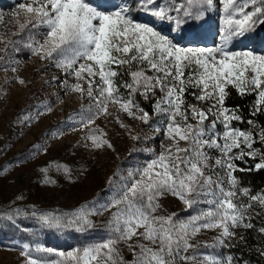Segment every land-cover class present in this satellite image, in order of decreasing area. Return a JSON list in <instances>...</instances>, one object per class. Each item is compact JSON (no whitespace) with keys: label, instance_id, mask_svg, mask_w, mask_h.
Segmentation results:
<instances>
[{"label":"rangeland","instance_id":"rangeland-1","mask_svg":"<svg viewBox=\"0 0 264 264\" xmlns=\"http://www.w3.org/2000/svg\"><path fill=\"white\" fill-rule=\"evenodd\" d=\"M26 2L31 3L32 0H0V264H28L29 260H35L36 264H77V259L69 253L82 256L84 248L119 235L112 232L109 226L118 210L110 205L123 194L126 185L130 186L134 180L140 179V170L173 143L166 138L168 114L156 108L157 101L164 99V93L157 87L154 94L149 91L145 98L140 92L130 94L122 86L125 82L131 83V71L141 67L147 69L146 62L114 65L113 70L118 73L113 78L118 88L116 95L125 100L131 99L139 107L131 108L133 115L129 116L119 103L105 100L107 112L85 126L88 118L97 114L96 99H104L97 90L101 82L98 77L94 78L93 97H89L86 80L92 78L85 74L84 80H78L69 74L70 70L57 67L55 53L53 58L44 59L41 58L43 52L33 53V49L44 43L49 29L45 24H36L34 16L19 8L21 3ZM85 2L106 14L127 7L128 18L135 23L152 26L177 47L212 49L224 45L230 52L251 51L256 56H264V23H258L242 36L231 37L227 36L228 25L225 23L229 16L240 19L241 8L244 12L264 9V0H233L228 12L225 11V0H192L191 3L188 0H153L147 4L150 10L166 9L168 15L174 18L171 21L160 20L151 11L144 10L141 0ZM185 12L189 15L186 16ZM175 19L184 23L177 27ZM257 19L264 20V16ZM22 24L25 25L23 28ZM214 25L217 32L205 39L203 44L197 38L201 27L210 31ZM79 63L91 62L81 60ZM189 72L190 69H185V77ZM146 74L151 76L153 72L147 71ZM20 80L24 83H19ZM77 83L85 90L83 94L72 90ZM225 87L227 93L229 89L237 91L231 84ZM193 92L200 94L198 88L192 87L184 93L185 107L195 104L199 109L207 110L214 103L212 100H196ZM251 93L255 95L253 112H264V105L257 103L256 91ZM143 106L150 109L147 123L134 118L146 112ZM160 107L166 108L167 104L163 103ZM177 120L181 122L179 118ZM190 122L196 123L194 120ZM230 124L233 128L252 131L253 148L264 152V143L259 139L262 127L256 122L250 125L241 118L240 121L231 120ZM203 128L206 133L203 140L217 138L224 132L223 123L211 113ZM90 136L107 144L97 148ZM217 142L222 144L223 140L218 139ZM189 146L188 142L179 141V147ZM241 148L245 153L250 151L244 145ZM202 150L211 157L204 169L205 175L214 182L222 183L226 189L230 188L227 169L215 164L221 153L210 147H203ZM239 151L234 149L231 155ZM233 162L238 169L233 172L238 181L233 189L237 193L234 202L252 204L247 212L250 219H246L245 223L250 222L253 226L232 229L235 237L226 239V246L215 247L208 246L216 244L221 229H201L195 235L189 231L188 242L192 247L186 252L181 251L175 264H209L205 256L214 257L219 264H225L229 256L232 257V264H247L243 251L264 248V232H261L264 228V207L249 199V196L264 194V187L255 193L243 181L250 170L264 169L256 168L261 156L245 155ZM211 187L215 188V184ZM241 189H248L249 196L243 195ZM155 202L159 207L154 216H172L176 224L174 231L181 223L214 207L207 203H195L189 208L170 193H165ZM123 207V204L119 205V208ZM81 213L92 225L83 231L75 225L49 227L40 219L41 216L56 214L66 221ZM143 231L139 228L137 235L130 240H119L115 244L118 258L124 264H135L140 244L157 250L158 244H152L140 235ZM193 255L196 258L191 261L186 262L182 258Z\"/></svg>","mask_w":264,"mask_h":264},{"label":"snow or ice","instance_id":"snow-or-ice-1","mask_svg":"<svg viewBox=\"0 0 264 264\" xmlns=\"http://www.w3.org/2000/svg\"><path fill=\"white\" fill-rule=\"evenodd\" d=\"M151 2L153 0H141V6L160 20L174 19L164 8L148 9L147 4ZM188 2L191 3L192 0ZM232 3L233 0H225L226 12ZM19 8L34 16L36 24H45L49 29L44 43L33 49L34 54L43 52L41 58L44 59L53 58L55 53L57 67L70 70L69 74L78 80H84L85 74L92 78L86 80L89 97H93L94 78H99L101 83L97 90L104 99H96L97 114L90 116L85 126L94 123L100 114L107 112L105 100L119 103L129 116L133 115L131 108L139 107L131 99L125 100L116 95L118 88L113 78L118 73L113 70L114 65L146 62L147 69L141 67L131 71V83L125 82L122 86L130 94L140 92L145 98L149 91L154 94L157 87L164 93V99L157 101L156 108L168 114L166 138L173 143L140 170V179L134 180L130 186L126 185L123 194L110 205L118 210L109 226L112 232L119 235L84 248L82 256L76 257L69 253V256L77 259V264L80 261L83 264H92L93 261L96 264H124L118 258L119 253L114 246L119 240H130L137 235L139 228L144 229L140 235L152 244H158V248L153 250L146 245H138L140 253L136 254L135 264H175L181 251L186 252L192 247L188 242L189 231L195 235L201 229H221L216 237V244L208 246L215 247L226 246V239L235 237L236 233L232 229L253 226L250 222L245 223L246 219H250L247 212L252 204L234 202L237 193L233 189L237 187L238 181L233 172L238 169L233 161L243 159L245 155H260L261 162L256 164V168H264V152L253 148L255 141L252 131L231 127L230 121H240L241 116L237 114L238 109L224 107V101L228 95L225 86L231 84L240 95L256 91L257 103L264 105V56H256L251 51L230 52L224 45L212 49L177 47L152 26L133 22L126 16L127 7L106 14L91 7L85 0H32L31 3H21ZM185 15L189 13L185 12ZM240 16V19H233L231 16L226 19L228 37L242 36L258 23H264V20L257 19L258 16H264V9L261 8H255L252 12H244L241 8ZM175 23L179 27L184 21L175 19ZM24 26L22 24L21 28ZM81 60L91 63H79ZM185 69H190L187 77ZM147 71H152L153 75H147ZM19 83L23 84L24 81L20 80ZM188 87L199 89V95L192 93L196 100H212L214 103L207 110L199 109L195 104L185 107L184 93ZM72 90L82 94L85 91L79 83L73 85ZM163 103L167 107L162 109L160 106ZM209 113L223 123L224 132L217 138L203 140L202 137L206 134L203 123ZM134 118L147 123L148 113L143 112L142 116ZM190 120L196 123L193 124ZM247 123L255 125L253 120H248ZM89 138L97 148L107 144L95 136ZM218 139H222L223 143H218ZM259 139L264 143V128H261ZM179 141H186L190 146L181 148ZM241 145L250 151L245 153ZM108 146L111 147L110 144ZM203 147L216 148L221 153V158H217L215 164L227 169L230 188L226 189L222 183L214 182L210 176L205 175L204 169L208 167L207 161L211 157L203 152ZM234 149L240 151L231 155ZM213 184L215 188L211 187ZM240 191L249 196L248 189ZM165 193L176 196L189 208L195 203H207L214 207L181 223L179 229L174 231L176 224L172 216H154L159 207L155 201ZM189 196L194 198L190 199ZM201 197L212 199L201 200ZM249 199L264 207V194L249 196ZM121 204L124 205L123 208H119ZM40 219L49 227L56 228L75 225L78 230L83 231L92 226L82 213L66 221L55 216H41ZM201 220L204 222L200 223ZM261 232H264V228ZM182 258L187 262L196 257L193 255ZM205 260L209 264H219L211 256H205ZM28 264H36V261L29 260ZM225 264H232L231 256L227 257Z\"/></svg>","mask_w":264,"mask_h":264},{"label":"trees","instance_id":"trees-1","mask_svg":"<svg viewBox=\"0 0 264 264\" xmlns=\"http://www.w3.org/2000/svg\"><path fill=\"white\" fill-rule=\"evenodd\" d=\"M254 102L255 95L253 93L240 95L237 91L229 89L228 95L225 97L224 106L229 109H238L237 114L241 116L244 123H247L248 120L254 119L260 127L264 128V112L258 111L253 115L252 109ZM143 109H145L146 112L150 111L146 106H143ZM243 181L253 192H259L264 187V169L258 171L250 170ZM50 212H52V210H50ZM52 216L61 219V217L56 214H52ZM262 252H264V248L261 250H246L243 251L242 254L245 257L247 264H264V255H261Z\"/></svg>","mask_w":264,"mask_h":264},{"label":"bare ground","instance_id":"bare-ground-1","mask_svg":"<svg viewBox=\"0 0 264 264\" xmlns=\"http://www.w3.org/2000/svg\"><path fill=\"white\" fill-rule=\"evenodd\" d=\"M91 1H92V3H95V0H91ZM216 32H217V29H216L215 25L210 29V31L206 30V28H203V26H202L201 32H200V34H198L197 38H198V40H201L203 44H205V39H207L209 36L215 35Z\"/></svg>","mask_w":264,"mask_h":264}]
</instances>
